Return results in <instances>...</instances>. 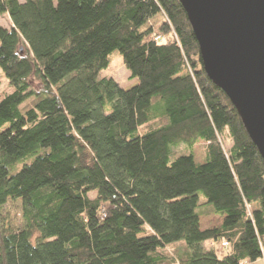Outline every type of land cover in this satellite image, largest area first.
Masks as SVG:
<instances>
[{"label":"trees","instance_id":"trees-1","mask_svg":"<svg viewBox=\"0 0 264 264\" xmlns=\"http://www.w3.org/2000/svg\"><path fill=\"white\" fill-rule=\"evenodd\" d=\"M3 15L13 91L0 99V210L19 200L22 224L2 234L0 264L261 256L263 161L204 72L178 0H0ZM114 50L137 80L129 89L97 79ZM203 214L222 222L202 229Z\"/></svg>","mask_w":264,"mask_h":264},{"label":"water","instance_id":"water-1","mask_svg":"<svg viewBox=\"0 0 264 264\" xmlns=\"http://www.w3.org/2000/svg\"><path fill=\"white\" fill-rule=\"evenodd\" d=\"M202 68L229 99L264 166V0H178Z\"/></svg>","mask_w":264,"mask_h":264},{"label":"rangeland","instance_id":"rangeland-1","mask_svg":"<svg viewBox=\"0 0 264 264\" xmlns=\"http://www.w3.org/2000/svg\"><path fill=\"white\" fill-rule=\"evenodd\" d=\"M154 22V27L159 24L161 18L156 16ZM1 26L5 28H10V21L6 15H3L0 18ZM108 66L104 69H101L97 75V79H113L116 81L121 88L129 89L137 84L136 79H130V72L124 67L121 61V57L117 51H112L108 55ZM37 82L33 81V85L35 86ZM13 91L12 87L8 84L7 80L3 76L2 72L0 71V99L9 94ZM222 146L225 151H227L231 145L232 141L225 133L223 138L221 139ZM202 148L203 144L201 142L197 143L193 148V154L195 160L200 163L202 162ZM182 147H179L177 151L181 152ZM204 198L199 195V202H203ZM200 226L202 229H208L213 227H218L221 222L222 218L216 215H201L199 218ZM22 224V211H21V202L17 201H9L1 210H0V239L2 234H4L6 229L16 230ZM180 245V244H179ZM176 245V247H181V245ZM205 246L211 247L210 243H205ZM218 248V247H217ZM171 254L168 256H176L173 250H170ZM175 264V263H174ZM242 264V263H241Z\"/></svg>","mask_w":264,"mask_h":264},{"label":"crops","instance_id":"crops-1","mask_svg":"<svg viewBox=\"0 0 264 264\" xmlns=\"http://www.w3.org/2000/svg\"><path fill=\"white\" fill-rule=\"evenodd\" d=\"M242 264H264V248L262 249L260 257L254 259L253 261L244 260Z\"/></svg>","mask_w":264,"mask_h":264},{"label":"built area","instance_id":"built-area-1","mask_svg":"<svg viewBox=\"0 0 264 264\" xmlns=\"http://www.w3.org/2000/svg\"><path fill=\"white\" fill-rule=\"evenodd\" d=\"M155 40H158V38H155ZM223 247H226V243H223Z\"/></svg>","mask_w":264,"mask_h":264}]
</instances>
